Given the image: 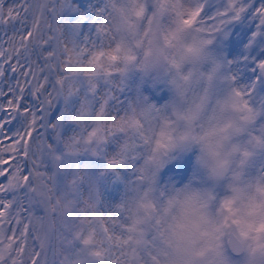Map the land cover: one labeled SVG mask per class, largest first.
Listing matches in <instances>:
<instances>
[{"label":"snow or ice","instance_id":"snow-or-ice-1","mask_svg":"<svg viewBox=\"0 0 264 264\" xmlns=\"http://www.w3.org/2000/svg\"><path fill=\"white\" fill-rule=\"evenodd\" d=\"M171 3L181 25L192 26L208 37L213 35L214 24L220 30L247 10L245 0H225V6L214 15L202 17L203 3L194 7H186L182 0ZM128 4L134 7L128 8ZM69 8L75 9L69 0H11L7 4L0 0V264H138L140 260L158 264L147 245V258L136 256L134 229L127 223L124 205L109 211L111 231L116 234L105 237L102 233L109 228L98 227L104 223L96 215L98 197L90 194L81 200L78 194L79 171L58 193L53 174L46 170L47 158L56 164L61 157L52 137H46L42 129H58L59 120L52 123L48 110L58 98L68 68L87 57L84 71L90 83L97 76L122 72L123 66L136 59L125 36L132 29L129 13L139 17L144 11L140 0H107L91 17L94 32L78 40L67 36L59 22L61 13ZM254 15L264 27V4L255 7ZM146 36L147 31L135 42L137 49ZM174 38L170 31L166 43ZM204 42L211 43V38ZM257 68L264 73V60L257 61ZM95 87L91 83L89 91ZM233 90L248 107L252 88L236 86ZM104 114L105 103L101 102L96 126L86 136L77 135L65 144L68 153L79 152L77 144L81 143L95 155L115 133H124L133 142L126 140L121 153L137 140L146 146L153 142L152 129H146L141 118L144 114L111 115L107 124ZM88 115L82 105L77 120ZM157 135L155 144L166 146L165 133ZM122 159V154L106 158L113 168ZM259 171L264 173V167ZM139 172L137 180L144 179V169Z\"/></svg>","mask_w":264,"mask_h":264},{"label":"clouds","instance_id":"clouds-1","mask_svg":"<svg viewBox=\"0 0 264 264\" xmlns=\"http://www.w3.org/2000/svg\"><path fill=\"white\" fill-rule=\"evenodd\" d=\"M140 3L141 16L129 13L125 36L136 59L127 66L160 72L170 87L167 110L152 126L144 175L154 177L168 151L181 147L196 150L194 163L207 183H186L163 199L150 189L138 193L129 213L134 246L150 245L158 264H264V173L252 163L264 154V109L244 107L231 87L217 91L220 65L204 41L218 23L208 37L180 24L171 0ZM170 31L175 38L166 43ZM161 131L164 147L155 144Z\"/></svg>","mask_w":264,"mask_h":264},{"label":"rangeland","instance_id":"rangeland-1","mask_svg":"<svg viewBox=\"0 0 264 264\" xmlns=\"http://www.w3.org/2000/svg\"><path fill=\"white\" fill-rule=\"evenodd\" d=\"M188 1L189 7L197 5V0ZM254 1L256 0H245L247 10L238 19L228 20L207 47L212 61L220 65L221 75L217 82V91L223 90L226 86L231 88L250 86L252 90L255 88L252 91L251 104L264 109V73L255 66H252V69H256V74L248 72L251 64L264 60V27H260L259 21L255 20ZM258 1L262 2L261 5L264 4V0ZM10 2L11 0H6V4ZM106 2L107 0H69V4L74 5L75 9H65L59 21L64 25L65 34L78 40L89 36L94 32L91 17L95 10L104 7ZM202 3L204 5L202 17L212 16L225 6V0H202ZM5 47L9 45L5 44ZM86 65L87 57H81L80 62L68 68L65 74L67 79L58 89V98L48 110V117L51 118L52 123L59 120L58 129H42V132L46 137H52L55 152L61 159L53 164L52 159L47 158L45 166L46 170L53 174L58 193L67 188L68 181L72 180L79 171L80 180L77 189L81 200H86L90 194L98 197L100 211L96 215L104 221L98 227L109 228L108 233H102L105 237L115 236L116 233L111 231V223L108 221L109 211L116 209L118 205H124L129 224L132 200L138 193L150 189L151 195L163 199L164 195L186 183L204 185L207 182L194 163L196 150L181 147L168 151L165 159L166 167L161 175L148 178L143 173L144 179L137 180V176L140 175L139 169H144L145 166L148 146L137 140L134 146L121 153V146L126 140L130 144L133 143L131 137L124 133H115L109 137L95 155L90 148H84L81 143L77 144L81 149L79 152L68 153L65 144L70 143L77 135L86 136L87 132L96 126V113L101 102L105 103L103 123L110 122L111 115L144 114L141 118L144 119L146 129H152L160 115L166 112L170 98L166 75L133 66H123L122 72L111 76L100 75L93 78L91 83L96 87L90 92L91 83L84 71ZM201 67L207 69L208 63ZM230 77L235 79H229ZM76 88H78L77 92L74 91ZM82 105L89 115L77 120ZM117 154H122V163L114 168L110 167L106 158ZM252 163L256 168L264 167V154ZM215 190L217 195L223 191L220 185L216 186ZM146 245L150 247L148 244H145L143 249L135 247L137 257L149 255ZM104 264L107 262L105 261ZM138 264H143V261H138Z\"/></svg>","mask_w":264,"mask_h":264},{"label":"bare ground","instance_id":"bare-ground-1","mask_svg":"<svg viewBox=\"0 0 264 264\" xmlns=\"http://www.w3.org/2000/svg\"><path fill=\"white\" fill-rule=\"evenodd\" d=\"M192 2H193V1H192ZM184 3H185V5H186L187 7H189L190 2H189L188 0H184ZM261 3H262V2H259L258 0H256V1L253 2V6H254V7H258V6L261 5ZM255 20H258V18H257L256 16H255ZM234 33H235V32H234ZM231 36H232V35H231ZM233 36H234V35H233ZM233 36H232V37H233ZM234 38H235V37H234ZM235 41H236V40H235ZM240 42H241V41H240ZM237 46H238V45H237ZM237 46H235L236 49H238ZM233 47H234V46H233ZM234 49H235V48H234ZM235 52H236V51H235ZM235 54H237V53H235ZM232 57H233V56H232ZM252 66H255V68H257V63H256V64H254V63L251 64V65L249 66V68H248V72H249L250 74L253 73V75H254V74H256V72H255L256 69H255V68L252 69ZM239 75H240V73H239ZM240 80H241V79H240ZM240 80H239V81H240ZM241 82H242V81H241ZM240 85H241V84H240ZM254 90H255V88H253L252 91H254Z\"/></svg>","mask_w":264,"mask_h":264},{"label":"water","instance_id":"water-1","mask_svg":"<svg viewBox=\"0 0 264 264\" xmlns=\"http://www.w3.org/2000/svg\"><path fill=\"white\" fill-rule=\"evenodd\" d=\"M166 155H167V154H166ZM166 155L163 157V161H162V166H161V168H160L158 171H156L155 175H159V174L162 173V171H163V169H164V162H165V159H166Z\"/></svg>","mask_w":264,"mask_h":264}]
</instances>
